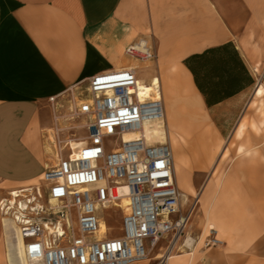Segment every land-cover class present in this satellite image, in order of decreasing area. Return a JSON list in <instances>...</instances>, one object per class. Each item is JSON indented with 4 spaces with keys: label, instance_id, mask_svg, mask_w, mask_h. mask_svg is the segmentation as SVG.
Masks as SVG:
<instances>
[{
    "label": "crops",
    "instance_id": "crops-1",
    "mask_svg": "<svg viewBox=\"0 0 264 264\" xmlns=\"http://www.w3.org/2000/svg\"><path fill=\"white\" fill-rule=\"evenodd\" d=\"M222 9L218 0H0V199L41 184L57 162L54 129L80 124L67 119L69 92L96 74L135 66L124 61V49L138 39L152 44L147 67L163 98L170 91L162 92V77L176 71L207 111L237 100L248 88L206 108L182 63L230 42L252 77L258 64L235 34L247 14L234 19L233 10ZM252 147L230 159L222 158L226 149L193 159L183 150L175 183L194 204L183 235L190 241L178 240L165 264H264V143ZM5 220L0 214V264H12ZM206 226L218 245L201 243Z\"/></svg>",
    "mask_w": 264,
    "mask_h": 264
},
{
    "label": "built area",
    "instance_id": "built-area-1",
    "mask_svg": "<svg viewBox=\"0 0 264 264\" xmlns=\"http://www.w3.org/2000/svg\"><path fill=\"white\" fill-rule=\"evenodd\" d=\"M124 55L141 65L155 59L147 39L129 44ZM138 70L136 65L99 73L84 89L69 92L67 119L80 124L54 129L56 165L44 171L40 185L0 199V214L13 222L28 263L149 264L159 243L168 242L164 255L183 235L194 204L183 212L169 142L145 137V127L163 125L164 111L159 85L141 86ZM76 130L86 135L76 136ZM63 132H71L70 138L61 139ZM128 133L138 136L126 143ZM109 138L116 146H105ZM70 141L81 142L75 153ZM117 193L128 203L120 235L113 237L107 229L100 233L98 211L119 208ZM203 244H219L212 228ZM163 255L154 264H165Z\"/></svg>",
    "mask_w": 264,
    "mask_h": 264
},
{
    "label": "rangeland",
    "instance_id": "rangeland-1",
    "mask_svg": "<svg viewBox=\"0 0 264 264\" xmlns=\"http://www.w3.org/2000/svg\"><path fill=\"white\" fill-rule=\"evenodd\" d=\"M218 2L222 5L223 9L226 8L229 11L233 10L234 19L235 17H239L240 13H242L243 16L247 14V17L244 19L243 28L235 34L238 37L237 42L240 43L248 53L250 61L258 64V73L255 75L252 74L254 79L253 86L245 90L234 102L219 106L217 109L210 111L202 107L196 109L205 116L206 121L204 123L198 124L188 131L187 129L183 131L182 127L176 122L170 125L169 132L172 136H175L177 141L179 140L182 143L187 159H193L194 156L198 157L201 153H206L205 151L209 153L219 151L220 156L224 149H226V151L222 153V158L230 159L233 156L248 154V150L253 149L252 146L264 143V129L256 132L246 127L240 135H237L235 132L238 124L249 111L248 105L253 99L251 96L254 86L258 81L263 80L262 83H264V0H218ZM124 61L128 62L131 60L125 56ZM133 63L135 66H139V70L137 71L139 80H142L143 84L148 85L152 74L151 69L147 66H150L151 63L145 65ZM172 90L173 89L170 88L169 76H163L162 92L164 93ZM72 123L79 124L80 120L72 121ZM206 133L210 134L206 135ZM219 133L222 137L219 136ZM63 134L64 137L62 139L66 140L70 138L68 135H70L71 132H64ZM75 135L79 137L85 136L86 132L76 130ZM104 142L106 147L116 146L115 138L105 139ZM63 153L67 155L68 151L64 150ZM54 165H56V163ZM190 204V200L182 203L183 212L189 210ZM122 213L121 208L99 209L98 211V215L105 223L107 231L110 232L113 237L120 235L119 224L121 222ZM186 230L187 228L185 231ZM207 231L206 229L200 240L201 243H203ZM179 240L181 241V238ZM167 244V241L159 243L158 247L154 249L149 256L152 259L149 264H154L160 259V257H155L156 255H162L164 253ZM137 264H148V261Z\"/></svg>",
    "mask_w": 264,
    "mask_h": 264
},
{
    "label": "bare ground",
    "instance_id": "bare-ground-1",
    "mask_svg": "<svg viewBox=\"0 0 264 264\" xmlns=\"http://www.w3.org/2000/svg\"><path fill=\"white\" fill-rule=\"evenodd\" d=\"M252 73L253 75L258 73L257 65L253 66ZM150 81L154 85H159V80L156 77H152ZM139 84L143 87L147 86L143 84L142 80H140ZM170 88L173 90L170 91L165 98H163L161 94H159L160 99H163L167 107V111L169 113L166 114L167 120L169 119L172 124L176 122L180 127H182L183 131L186 129L188 131L192 127L194 128L196 127V125L202 124L206 121L205 116L200 111L198 112L196 110L200 109L199 107H201L198 103V98L196 94L191 89L190 84L186 82L184 78L181 77V75L176 71H173L170 74ZM248 110L249 111L247 112L246 116L243 117L242 121L238 124L236 128L235 132L237 135H240L246 127L256 132L264 129V83H261V85L257 88L253 99L248 105ZM166 119L164 118L162 126L154 124L152 128L145 127L144 134L146 139L150 142L153 140L160 142H169L173 155L174 174L176 180H178V174L181 168H183L185 165L183 152L184 146L179 140H176L174 135L172 136L170 134L168 123L165 121ZM209 134L206 133V135ZM137 136L138 135L136 133H128L124 135L123 139L127 143L135 139ZM51 139L52 141H54L53 136H51ZM69 144L71 149H73V153H75L74 149L79 147L81 145V142L70 141ZM118 193H121V190H119ZM118 193L116 195L120 197V201L118 202L117 207L121 208L123 213H126L128 203L127 199L124 196H120L121 194L119 195ZM183 199L184 201H186L185 195H183ZM5 223L6 225H8V251L12 264H29L27 261H25V259H23V256L21 254L20 243L17 239V233L13 222L6 219ZM206 229L208 230V226H206ZM105 230L106 225L104 222H101L100 233H103ZM179 239L180 237L176 241H178ZM185 239L190 241V238L188 236H182L181 241ZM162 255H156L155 258L161 257ZM163 256L169 257L173 255L171 251L168 250Z\"/></svg>",
    "mask_w": 264,
    "mask_h": 264
},
{
    "label": "trees",
    "instance_id": "trees-1",
    "mask_svg": "<svg viewBox=\"0 0 264 264\" xmlns=\"http://www.w3.org/2000/svg\"><path fill=\"white\" fill-rule=\"evenodd\" d=\"M210 108L251 87L254 80L232 43L210 47L182 61Z\"/></svg>",
    "mask_w": 264,
    "mask_h": 264
},
{
    "label": "water",
    "instance_id": "water-1",
    "mask_svg": "<svg viewBox=\"0 0 264 264\" xmlns=\"http://www.w3.org/2000/svg\"><path fill=\"white\" fill-rule=\"evenodd\" d=\"M261 81H258L257 83H256V85L254 86V89H253V92H252V98L254 97V94H255V92H256V90H257V88L261 85Z\"/></svg>",
    "mask_w": 264,
    "mask_h": 264
}]
</instances>
